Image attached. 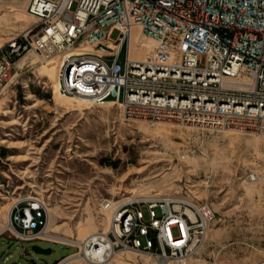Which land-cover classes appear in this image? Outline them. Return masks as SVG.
<instances>
[{
    "label": "built area",
    "instance_id": "built-area-1",
    "mask_svg": "<svg viewBox=\"0 0 264 264\" xmlns=\"http://www.w3.org/2000/svg\"><path fill=\"white\" fill-rule=\"evenodd\" d=\"M24 1L33 22L0 47V88L15 55L31 50L55 57L62 95L94 105L110 100L128 119L149 124L264 135V0ZM132 27L154 41L145 59L128 57ZM111 202H98L110 209L106 228L76 239L47 230V201L24 194L10 207L7 236L24 243L22 254L35 241L72 247L54 264H110L125 251L134 254L129 264H140L143 254L164 264L190 257L216 218L205 200Z\"/></svg>",
    "mask_w": 264,
    "mask_h": 264
},
{
    "label": "rangeland",
    "instance_id": "rangeland-1",
    "mask_svg": "<svg viewBox=\"0 0 264 264\" xmlns=\"http://www.w3.org/2000/svg\"><path fill=\"white\" fill-rule=\"evenodd\" d=\"M24 5L0 0V47L33 22ZM0 147V264H54L72 249L35 241L50 251L22 254L24 243L7 236L6 208L28 193L47 201L50 231L76 239L105 228L100 198L205 200L216 211L206 237L190 257L164 264H264V135L128 119L117 103L59 93L55 61L27 50L0 88ZM133 258L122 252L110 264Z\"/></svg>",
    "mask_w": 264,
    "mask_h": 264
},
{
    "label": "bare ground",
    "instance_id": "bare-ground-1",
    "mask_svg": "<svg viewBox=\"0 0 264 264\" xmlns=\"http://www.w3.org/2000/svg\"><path fill=\"white\" fill-rule=\"evenodd\" d=\"M137 34L138 36L140 37V41L141 43H146L145 45L143 44V46H140L138 47V41H137ZM154 47V41H152L151 39H148V38H144L141 34H140V30L138 27H132L130 29V32H129V36H128V57L131 58V59H135V60H142V59H145V57L151 53L152 49ZM22 58V57H21ZM51 61H55V57H51L49 58ZM48 59V60H49ZM50 62V61H49ZM65 96H69V95H65ZM69 97H73V96H69ZM73 98H76V97H73ZM79 99V98H78ZM84 101V100H82ZM87 102V101H85ZM88 103V102H87ZM111 101L110 100H106L104 101L102 104H110ZM90 104V103H89ZM111 205H113V203H111ZM110 205V206H111ZM9 210H10V206H8L6 208V215H5V218H6V221L8 219V213H9ZM46 210H47V230H49V226L51 224V220H52V215H51V208H49V206L46 207ZM106 210H109L108 212H110V209L109 208H104V211ZM108 218H109V215H108ZM108 218L106 220V225H105V228L107 226V223H108ZM7 225V224H6ZM6 226L2 227V229H4ZM104 228V229H105ZM1 229V230H2ZM92 231H88L87 233H90ZM85 233V234H87ZM83 234V236L85 235ZM81 238V236H80ZM125 252H129V251H125ZM120 254V253H118ZM116 254L114 257H113V260L115 259V257L118 255ZM168 264V263H167Z\"/></svg>",
    "mask_w": 264,
    "mask_h": 264
},
{
    "label": "water",
    "instance_id": "water-1",
    "mask_svg": "<svg viewBox=\"0 0 264 264\" xmlns=\"http://www.w3.org/2000/svg\"><path fill=\"white\" fill-rule=\"evenodd\" d=\"M30 249L35 253H48L50 251L49 247H43L36 243H31Z\"/></svg>",
    "mask_w": 264,
    "mask_h": 264
},
{
    "label": "trees",
    "instance_id": "trees-1",
    "mask_svg": "<svg viewBox=\"0 0 264 264\" xmlns=\"http://www.w3.org/2000/svg\"><path fill=\"white\" fill-rule=\"evenodd\" d=\"M0 150H1V151H3V150H4V148H3V147H0Z\"/></svg>",
    "mask_w": 264,
    "mask_h": 264
}]
</instances>
